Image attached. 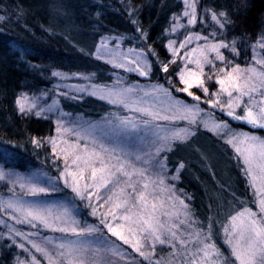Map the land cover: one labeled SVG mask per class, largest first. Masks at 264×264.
<instances>
[{
  "label": "snow or ice",
  "instance_id": "6c2138e0",
  "mask_svg": "<svg viewBox=\"0 0 264 264\" xmlns=\"http://www.w3.org/2000/svg\"><path fill=\"white\" fill-rule=\"evenodd\" d=\"M117 4L124 31H101L97 3L76 71L24 61L52 86L25 85L13 111L49 128L17 145L38 164L0 156V264H264V25L238 41L217 0H176L153 33L142 6ZM92 98L100 110H80ZM202 136L237 179L201 211L181 153L204 164Z\"/></svg>",
  "mask_w": 264,
  "mask_h": 264
},
{
  "label": "trees",
  "instance_id": "16d2710c",
  "mask_svg": "<svg viewBox=\"0 0 264 264\" xmlns=\"http://www.w3.org/2000/svg\"><path fill=\"white\" fill-rule=\"evenodd\" d=\"M133 2L143 7L140 17L144 28L155 33L159 30V25L155 22L159 20L163 23L164 16L168 14V7L174 6L176 0ZM97 3L111 5L105 9L101 31L111 29L123 32L126 24L119 12L114 10L118 8L117 0H56V3L52 0H0V15L6 17L4 22H0V156L5 151L18 153L21 157V170L27 162L38 164L43 159V154L37 159L32 155L30 145H26L27 151L17 145L26 140L28 131L32 134H46L49 125L44 121L18 119V114L13 111L14 97L25 90V85H38L40 88L52 86V82L43 79L39 72L29 68L24 61L27 60L43 69L52 68L64 72L80 68L82 62L79 45L83 44L84 47L91 45V42H98V36L93 31ZM217 3L221 5L220 10L227 11L234 22L230 38L250 42L249 38L259 33L264 25V0H217ZM44 28L55 34L44 33ZM24 49L27 54L20 59ZM160 52L163 56L162 49ZM91 70L96 71V68L92 67ZM48 75L50 74L45 71L44 76ZM100 107V102L92 98L81 105L80 110L99 111ZM197 142L205 143L203 146L207 145L206 149L209 151L212 147L222 156H226L236 174L235 162L230 160L220 144L208 136L200 137ZM189 160L192 167L187 173L188 178L184 186L190 193H195V207L202 211L209 199L213 198V194L198 187L203 182L206 183L208 178L212 186L218 187L220 183L227 186V183L221 181L220 176H208L212 171H216L214 168L211 170L209 162H206L209 167L200 171L194 164L197 160ZM195 174V179L191 180L190 177Z\"/></svg>",
  "mask_w": 264,
  "mask_h": 264
},
{
  "label": "rangeland",
  "instance_id": "374dc122",
  "mask_svg": "<svg viewBox=\"0 0 264 264\" xmlns=\"http://www.w3.org/2000/svg\"><path fill=\"white\" fill-rule=\"evenodd\" d=\"M56 3V0H52ZM87 12H80V14H84ZM108 19H112V17H107ZM87 36V35H86ZM85 36V37H86ZM84 38V36H83ZM98 38V37H97ZM89 43V42H87ZM86 43V44H87ZM91 45L93 44L92 42L90 43ZM81 47H83V44L79 45ZM88 46V45H86ZM90 46V45H89ZM205 143H199L196 141V144L194 145L195 147H198L200 150L202 148V152L206 154V160L204 161V164H206V162H209L210 166H211V170L212 168H214L216 171V175L220 176L221 181H225V183L229 184V183H235L236 182V174L234 173L233 167L229 164V162L226 160L227 157L226 156H222L221 154H219L214 148L211 147V150H207V145H204ZM207 150V151H206ZM181 155L186 156L188 159L189 158H194L197 160V162H194V164L196 165V167L200 170H206V167L204 166V164L201 163V159L198 155H196L195 153L191 152V150H187L181 153ZM211 174H208V176H210ZM196 177V174L193 177H190L191 180H194ZM201 184V180L199 182ZM198 188H205L208 193L210 192L211 195L213 194V198H215L216 195H218L217 193V186H212L211 185V181L208 180L205 182H203ZM163 254V253H162Z\"/></svg>",
  "mask_w": 264,
  "mask_h": 264
}]
</instances>
